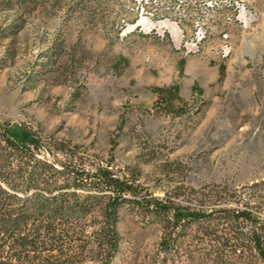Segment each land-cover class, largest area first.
<instances>
[{"label":"rangeland","instance_id":"374dc122","mask_svg":"<svg viewBox=\"0 0 264 264\" xmlns=\"http://www.w3.org/2000/svg\"><path fill=\"white\" fill-rule=\"evenodd\" d=\"M12 1L0 0V124L35 133L41 161L67 163L53 144L67 145L87 169L137 173L136 201L212 215L164 254L162 218L127 205L111 264H263L247 242L219 260L204 233L245 235L219 210L248 209L264 237V0ZM171 85L183 104L168 112L152 89ZM90 221L58 264H97L76 248Z\"/></svg>","mask_w":264,"mask_h":264},{"label":"trees","instance_id":"16d2710c","mask_svg":"<svg viewBox=\"0 0 264 264\" xmlns=\"http://www.w3.org/2000/svg\"><path fill=\"white\" fill-rule=\"evenodd\" d=\"M21 1L25 0L12 2ZM152 93L157 105L168 112H173L174 102L183 104L177 86L156 87ZM183 108L176 110L183 114ZM53 145L67 163L57 167L41 161L37 157L39 139L35 133L26 127L0 124V264H58L59 257L75 248V228L87 218L91 220L90 239L76 248L81 246L84 250L89 246L97 264H111L122 244L118 231L120 212L131 204L162 218L160 249L164 254L176 247L188 225L212 216L204 210L182 207L170 198L148 197L147 193L136 201L131 197L146 191L137 183V173L120 177L110 166L87 169L75 157L73 149L60 143ZM219 213L233 221L234 229L239 228L238 220L248 222L250 229L245 235L240 232L224 237L218 231H206L204 237L219 244L217 258L240 259L245 250L239 248L247 242L264 264L263 232L251 219L248 209L236 213L222 209Z\"/></svg>","mask_w":264,"mask_h":264},{"label":"bare ground","instance_id":"6f19581e","mask_svg":"<svg viewBox=\"0 0 264 264\" xmlns=\"http://www.w3.org/2000/svg\"><path fill=\"white\" fill-rule=\"evenodd\" d=\"M160 26H163V27L169 29L175 38H179L181 31H180V28L178 26L172 25L169 23H164L163 25H160Z\"/></svg>","mask_w":264,"mask_h":264}]
</instances>
